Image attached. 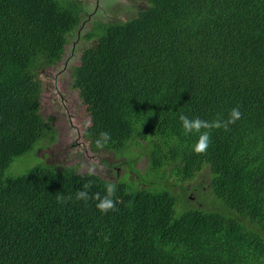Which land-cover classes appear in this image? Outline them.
<instances>
[{
    "label": "trees",
    "instance_id": "16d2710c",
    "mask_svg": "<svg viewBox=\"0 0 264 264\" xmlns=\"http://www.w3.org/2000/svg\"><path fill=\"white\" fill-rule=\"evenodd\" d=\"M145 1L125 21L95 22L72 72L85 139L125 173L113 180L39 158L15 174L17 158L56 140L38 72L62 60L82 7L0 0V264H264V0ZM233 107L241 118L193 152L198 134L180 115L226 120ZM199 177L223 207L188 210L184 184ZM89 180L102 195L116 185L115 210L76 199Z\"/></svg>",
    "mask_w": 264,
    "mask_h": 264
},
{
    "label": "rangeland",
    "instance_id": "374dc122",
    "mask_svg": "<svg viewBox=\"0 0 264 264\" xmlns=\"http://www.w3.org/2000/svg\"><path fill=\"white\" fill-rule=\"evenodd\" d=\"M82 7L80 16L81 25L69 37L65 54L62 60L54 66H46L39 70V78L42 85L41 115L46 121L53 120L56 131V140L49 138L38 146H33L29 156L17 158L21 164V171L17 175L27 174L37 166H43L41 159L48 165H58L74 168L80 174H88L89 168L95 166V174L102 178L111 177L113 180L125 173L120 167L114 166L119 161L115 154L95 153L92 151L89 142L84 137V130L90 123L86 107L81 103L77 91L73 88L72 72L80 62V56L85 48L90 45L85 39L88 32L93 29L97 21L113 22L129 19L131 13L129 7L144 8L147 5L145 0H75ZM137 156L129 155V161ZM39 158V159H38ZM17 166V165H16ZM16 166L14 168H16ZM140 169L145 163L139 165ZM132 169L131 162L127 164V170ZM114 172V174H112ZM132 178L136 177L132 174ZM190 192V208L202 207L214 209L213 197H208L209 189L205 188L206 181L202 177L184 184ZM195 188H199L195 191ZM200 196L203 205H196V197ZM208 198V200H207Z\"/></svg>",
    "mask_w": 264,
    "mask_h": 264
},
{
    "label": "clouds",
    "instance_id": "9594fccd",
    "mask_svg": "<svg viewBox=\"0 0 264 264\" xmlns=\"http://www.w3.org/2000/svg\"><path fill=\"white\" fill-rule=\"evenodd\" d=\"M57 64V62L55 63ZM47 65V66H54ZM39 73V72H38ZM39 77V74H38ZM40 81V78H39ZM41 84V82H40ZM42 89V85H41ZM42 96V93H41ZM40 113H41V99H40ZM242 113L239 107H233L228 115L226 120H214L210 121L207 119H203L199 116H192L186 114L180 115V120L182 122V128L185 135L190 134H198V138L196 142L192 145V151L196 153H202L206 151L209 147L211 142V131L212 128H220L223 127L224 129H228L229 125L234 124L238 119H240ZM111 139L110 133L107 131H102L99 134V138L96 139L95 143L98 148H104L105 145L109 143ZM240 161L236 160L232 164L238 163ZM88 175L92 176L95 175V166L89 168ZM92 181H86L81 189L76 192V199L83 200L88 202L90 199L96 201V207L103 213H107L109 210H115L117 205V198H116V185L115 184H107L105 188V192L102 195L101 192L97 191L95 193L90 192V188L92 185ZM71 199V196H69ZM191 202V201H190ZM201 205V204H200ZM203 205V203H202ZM214 208H220L223 206H219L217 203H212ZM203 209V207H202ZM188 210H199L198 207H192ZM184 211V210H182ZM238 244V246L243 249L244 256H248L249 254H255L253 251L252 246L244 241V240H232Z\"/></svg>",
    "mask_w": 264,
    "mask_h": 264
},
{
    "label": "flooded vegetation",
    "instance_id": "af4514ba",
    "mask_svg": "<svg viewBox=\"0 0 264 264\" xmlns=\"http://www.w3.org/2000/svg\"><path fill=\"white\" fill-rule=\"evenodd\" d=\"M52 122H53V120H52Z\"/></svg>",
    "mask_w": 264,
    "mask_h": 264
}]
</instances>
